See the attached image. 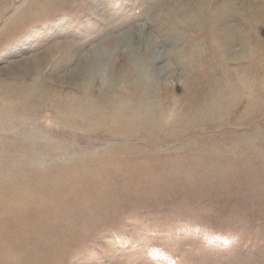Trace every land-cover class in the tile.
Masks as SVG:
<instances>
[{
  "label": "rangeland",
  "instance_id": "1",
  "mask_svg": "<svg viewBox=\"0 0 264 264\" xmlns=\"http://www.w3.org/2000/svg\"><path fill=\"white\" fill-rule=\"evenodd\" d=\"M0 264H264V0H0Z\"/></svg>",
  "mask_w": 264,
  "mask_h": 264
}]
</instances>
